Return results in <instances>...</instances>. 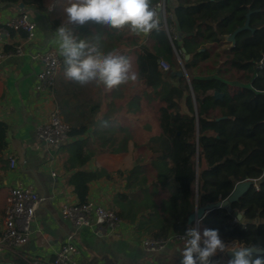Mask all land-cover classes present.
<instances>
[{"label": "trees", "instance_id": "1", "mask_svg": "<svg viewBox=\"0 0 264 264\" xmlns=\"http://www.w3.org/2000/svg\"><path fill=\"white\" fill-rule=\"evenodd\" d=\"M160 1L152 0L153 7ZM168 1L167 26L178 37L173 42L163 23L144 41L126 30L117 32L93 22L76 29L80 39L98 43L103 52L116 50L128 57L137 73V81L122 85L119 96L135 101L140 115L149 114L155 126L149 130L153 147L147 143L144 148L160 154L164 164L155 165V186L169 193L148 215L162 217L151 238L164 239L170 231L184 234L193 227L189 217L196 207L225 200L238 183L252 181L238 201L210 211L200 225L218 229L228 242L264 249V0H175L173 9ZM0 3L43 8L42 0ZM226 36L233 39L222 50ZM175 50L183 52L180 58L187 75L178 70ZM218 58L225 61L217 74H193L204 62L207 73H212ZM160 61L171 69L164 70ZM135 83L140 84L141 95L131 90ZM215 92L223 98L216 99ZM86 129L85 125L71 129L69 135ZM7 133V124L0 121V152L7 147ZM107 142L114 141L106 139L100 146ZM133 144L137 150L136 138ZM98 177L83 168L73 177L81 202L86 201L89 182ZM239 213L243 220L233 223Z\"/></svg>", "mask_w": 264, "mask_h": 264}, {"label": "crops", "instance_id": "2", "mask_svg": "<svg viewBox=\"0 0 264 264\" xmlns=\"http://www.w3.org/2000/svg\"><path fill=\"white\" fill-rule=\"evenodd\" d=\"M42 5V9H37L0 3V28L14 20L22 9L38 27L34 42H29L22 31L12 30L9 36L0 37V53L23 50L20 56L4 60L0 66V121L8 126L7 147L0 152V229L13 186L23 183L42 197L31 224L29 241L0 255V264H52L68 237H72L78 248V264H181L183 243L168 245L157 252H148L142 246V241L151 238V233L161 226V216L148 215L159 208L161 200L169 197V193L155 186V180L149 179L155 166L135 163L133 139L140 128L146 129L143 124L150 120L149 114L140 115L132 99L122 100L121 87L109 92L96 84L82 87L67 81L63 57L52 91H36L37 74L43 65L33 58L32 50L49 49L59 53L55 35L65 24L64 9L70 6L69 0H42ZM168 5L173 9L177 2L169 0ZM68 27L80 40L76 29L81 25ZM141 39L144 41L146 37ZM231 40L229 37L227 42ZM139 86L135 83L130 87L134 95H138ZM54 110L60 112L71 129L83 125L87 129L82 134L69 135L60 146L40 142L37 128ZM106 139L118 144L125 139V149L103 148L100 143ZM12 159L16 161L14 167ZM81 168L99 174L89 182L86 200L124 219L120 236H99L90 228H75L64 219L63 207L81 202L73 182ZM198 230L202 235L204 228L198 227ZM217 256L220 257L219 253ZM211 259L220 264L215 256Z\"/></svg>", "mask_w": 264, "mask_h": 264}, {"label": "clouds", "instance_id": "3", "mask_svg": "<svg viewBox=\"0 0 264 264\" xmlns=\"http://www.w3.org/2000/svg\"><path fill=\"white\" fill-rule=\"evenodd\" d=\"M69 5L64 9L65 24L55 35L59 55L63 57L65 79L82 87L103 86L109 92L136 82L138 76L128 57L116 50L105 53L98 43L78 40L68 25L93 22L117 32L126 30L130 35L147 37L160 24L152 0H69ZM181 239V264H211L212 257L225 252L232 254L229 264H264V256L258 255L264 249L259 245H242L229 251L231 246L221 239L218 229H204L201 235L197 228L188 227Z\"/></svg>", "mask_w": 264, "mask_h": 264}, {"label": "built area", "instance_id": "4", "mask_svg": "<svg viewBox=\"0 0 264 264\" xmlns=\"http://www.w3.org/2000/svg\"><path fill=\"white\" fill-rule=\"evenodd\" d=\"M154 7L158 10L160 24H164L170 41L177 40L176 30L174 28L169 29L167 26L164 0L158 2ZM12 30L25 32L29 42H34L37 38V24L24 9L14 20L5 27L0 28V37L9 36ZM224 39L227 42L229 37L226 36ZM175 51L179 58L183 55V52ZM22 53V49L1 52L0 66L4 60L20 56ZM32 54L33 58L39 60L43 65L42 70L37 74L35 89L39 93H49L54 87L56 75L61 68V56L57 51L49 49H34ZM160 65L164 70L169 68V65L164 61H160ZM70 131L71 127L64 122L60 112L54 110L49 119L38 126L36 136L40 142L46 145L60 146L67 141ZM15 164L16 161L12 159V167ZM256 189H258L257 186ZM41 202L42 197L23 183H19L10 189L4 222L0 229V255L7 251H14L29 241L31 224ZM62 213L64 219L69 221L75 228L87 227L99 236H120L125 225L124 219L118 213L100 206L92 200L65 205ZM236 222L237 218L233 220V223ZM200 224L201 221L195 224V227L198 229ZM182 236L183 234L180 232H172L164 239L146 238L142 241V246L148 252H157L165 249L168 245L183 243ZM78 254V248L72 237H68L66 243L56 253L52 264H78ZM211 264H215L212 259Z\"/></svg>", "mask_w": 264, "mask_h": 264}, {"label": "rangeland", "instance_id": "5", "mask_svg": "<svg viewBox=\"0 0 264 264\" xmlns=\"http://www.w3.org/2000/svg\"><path fill=\"white\" fill-rule=\"evenodd\" d=\"M224 42H226V41L224 40ZM229 47H230V43L226 42V43L223 44L221 49L225 50V49H228ZM177 61H178V64L180 66V68H178V70L181 71L182 73H184L185 75H187V72L183 68L182 59L177 56ZM218 61L219 62H216V64L213 66L214 67V71L212 73L211 72L207 73L208 68L205 67V66L207 65L208 62L207 63L204 62V63H201L199 67L193 69V74L195 76H197V77H199V76L200 77H206V76L208 77L210 75L217 74V72H216L217 68L221 64L220 62H224L225 61V58H221V59L218 58ZM170 69H171V66L169 65L168 70H170ZM168 70H166V71H168ZM230 85L242 86L243 84L238 83V82H231ZM138 94H140V95L142 94V91L139 90V88H138ZM144 120L146 121V119H144ZM152 126L153 125L151 124V122L149 120V121H146V123L143 124V127L146 128L145 130L140 128L137 131L138 133L136 134V139H137L139 148L137 150H135V163L138 164V165H143V164L146 165L147 164V165L155 166L157 163H160L161 165L164 164V162L160 160V157H159L160 154L159 153L156 154L155 152H153V151H151V150H149L147 148H144V147H146L145 144H147V143H148V146L152 145V147H153V144H151L149 142V139H150L149 135L151 133V131H149L150 130L149 128H151ZM154 127L155 126H153V128ZM120 142H121L120 144H123L125 141L123 139ZM120 144H118V141H114L113 145L111 144V142L110 143L107 142V143H104V145H102V147L103 148H107V147L108 148H111V147H122L123 145H120ZM149 179L156 180L154 172L149 174ZM160 199H162V197ZM200 228H201V225H200ZM222 240L225 242V244L226 243H229V244L233 243V242H228L227 240H224V239H222ZM240 246L241 245H239V247ZM225 253H221V254L219 253L220 257L217 256L218 254L215 255V258H217L216 261H218V258H219V261L220 260L223 261V260L227 259L226 256H225Z\"/></svg>", "mask_w": 264, "mask_h": 264}, {"label": "water", "instance_id": "6", "mask_svg": "<svg viewBox=\"0 0 264 264\" xmlns=\"http://www.w3.org/2000/svg\"><path fill=\"white\" fill-rule=\"evenodd\" d=\"M164 2H165V0H164ZM20 7L23 8L24 7L23 4H21ZM231 38L233 39V36ZM188 58L189 57L186 56V59H188ZM214 96L218 100H221L223 98V94H221L219 92H215ZM197 142H198V140H197ZM196 166H197V169H198V154H197V158H196ZM252 185H253L252 181H245V182H242V183H238L227 199L222 200V201H220L218 203H215V204L207 205L206 207H203V208H199L198 207V211H197V207H196L194 213L191 214L190 217H189V224L190 225L191 224H193V225L198 224L197 221H202L203 218L210 211L214 210L215 208L230 207L231 204H233L234 202L238 201L251 188ZM237 217L240 218L239 220H243L242 213H239L237 215ZM226 245L231 246L229 248V251H231L235 247H239L237 242H233L231 244L226 243ZM263 254H264V252L258 253V255H263ZM225 256H226L227 259L223 260L222 263H220V264H229V261L232 259L231 252H226Z\"/></svg>", "mask_w": 264, "mask_h": 264}]
</instances>
